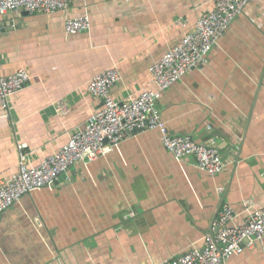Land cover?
I'll return each instance as SVG.
<instances>
[{
	"label": "crops",
	"instance_id": "obj_1",
	"mask_svg": "<svg viewBox=\"0 0 264 264\" xmlns=\"http://www.w3.org/2000/svg\"><path fill=\"white\" fill-rule=\"evenodd\" d=\"M212 0H79L49 15L0 18V78L23 70L27 87L0 107V181L16 171L19 145L36 166L101 107L88 82L109 68L113 100L148 87V68L195 25ZM87 16V32L66 20ZM65 102L66 115L54 106ZM173 136L213 143L225 164L209 176L174 158L157 130L79 164L57 184L23 196L0 216V264H167L200 248L224 205L243 223V202L264 209V0H251L202 66L156 104ZM223 264H264V238Z\"/></svg>",
	"mask_w": 264,
	"mask_h": 264
},
{
	"label": "built area",
	"instance_id": "obj_2",
	"mask_svg": "<svg viewBox=\"0 0 264 264\" xmlns=\"http://www.w3.org/2000/svg\"><path fill=\"white\" fill-rule=\"evenodd\" d=\"M79 0H0V18L8 12L24 11L28 14L49 15ZM133 2L135 0H120ZM251 0H212V7L203 10L194 27L179 42L148 68V87L136 97L115 101L110 89L119 81L116 68L112 67L92 78L86 85L89 95L101 102V107L86 121L83 129L71 135L67 143L55 153L45 157L36 166L27 164L19 145L16 171L0 181V216L23 196L44 187L57 184L59 177L69 168L95 162L105 157L122 141L137 134L157 130L162 147L176 159L190 157L195 166L209 176H216L225 169L217 147L200 144L190 137L171 135L161 122L156 104L162 92L168 90L183 76L204 63L228 26L240 15ZM0 25V31L4 30ZM90 29L87 16L66 20L64 30L68 35L80 34ZM29 83L23 71L0 78V107L9 114V100L22 92ZM57 115H66L65 102L54 106ZM246 220L232 225L235 213L224 205L212 223L211 233L204 236L202 246L185 252L167 264H223V262L252 248L264 238V209H254L251 201L242 204Z\"/></svg>",
	"mask_w": 264,
	"mask_h": 264
}]
</instances>
